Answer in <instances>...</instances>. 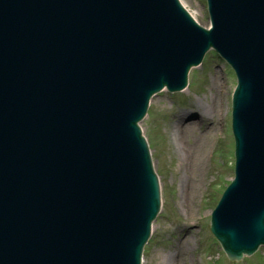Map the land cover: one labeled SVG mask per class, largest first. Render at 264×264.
I'll list each match as a JSON object with an SVG mask.
<instances>
[{
    "label": "water",
    "instance_id": "obj_1",
    "mask_svg": "<svg viewBox=\"0 0 264 264\" xmlns=\"http://www.w3.org/2000/svg\"><path fill=\"white\" fill-rule=\"evenodd\" d=\"M208 3L211 30L178 0H0V264H142L160 190L139 123L211 49L238 76L211 230L231 260L264 245V0Z\"/></svg>",
    "mask_w": 264,
    "mask_h": 264
},
{
    "label": "rangeland",
    "instance_id": "obj_2",
    "mask_svg": "<svg viewBox=\"0 0 264 264\" xmlns=\"http://www.w3.org/2000/svg\"><path fill=\"white\" fill-rule=\"evenodd\" d=\"M182 1L201 25L209 26L206 0ZM235 86L236 77L227 63L211 51L202 66L192 69L189 92L172 94L164 91L152 99L142 129L159 175L162 207L145 247L143 264H264V246L253 256L232 262L210 232L213 206L233 178L231 97ZM199 104L201 107L210 106L215 111L220 104L222 109L220 114L215 112L208 116L201 131L187 138L181 137L182 145L189 146L204 133L205 128L215 126L214 136L208 141L207 163L201 170L198 194L191 207L190 200L182 195L180 178L187 175L186 167H179L170 124L176 114L184 113L191 115L188 122H198V115L192 113ZM187 241L190 242L189 247Z\"/></svg>",
    "mask_w": 264,
    "mask_h": 264
},
{
    "label": "bare ground",
    "instance_id": "obj_3",
    "mask_svg": "<svg viewBox=\"0 0 264 264\" xmlns=\"http://www.w3.org/2000/svg\"><path fill=\"white\" fill-rule=\"evenodd\" d=\"M193 14V13H192ZM194 15V14H193ZM189 92V89L185 90L184 93ZM196 110L193 111L192 115H198L197 121H187L191 115L188 113L176 114L174 120L170 124L171 138L175 146V151L179 156L180 164L179 167H186V174L180 178L182 195H186V199L190 202L191 207L194 205V200L198 194V187L201 179V170L207 163V156L209 150L208 141L213 137L215 132V126L205 128L204 133L198 136L193 144L182 145L181 137L187 138L195 135V133L203 129L204 121L211 116L212 113H221L222 105L218 104V109L215 111L210 106L201 107L200 104ZM205 119V120H204ZM186 187V190H184ZM189 247L190 242H186ZM176 262V261H174Z\"/></svg>",
    "mask_w": 264,
    "mask_h": 264
}]
</instances>
